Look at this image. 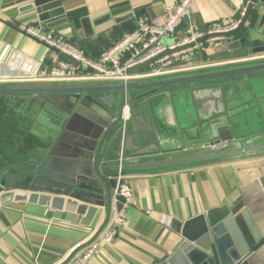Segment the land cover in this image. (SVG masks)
<instances>
[{"label":"crops","instance_id":"0c3cea01","mask_svg":"<svg viewBox=\"0 0 264 264\" xmlns=\"http://www.w3.org/2000/svg\"><path fill=\"white\" fill-rule=\"evenodd\" d=\"M180 1L60 0L59 7L43 13L42 22L35 9H29V2L0 0V64L5 73L7 66L15 65L20 74L31 73L37 64L48 69L53 66L46 46L25 33L31 27H39L66 46L97 60L113 39L118 40L122 31L134 29L139 21L161 26L165 10ZM248 5L249 0H192L176 40L193 31L230 24ZM248 20L254 37L262 40L264 6L255 5ZM172 40L164 38L161 44L167 46ZM249 56L253 55L244 50H228L220 40L203 42L192 53L194 63L212 64L195 73L255 62H237ZM220 84L221 91L209 88L193 96L189 91L182 92L189 86H179L141 100L147 104L141 105L139 111L125 113L130 124L129 147L152 151L154 135L161 134L173 136L167 144L169 148L193 147L211 137L210 129L231 125L232 134L241 135L264 127V72ZM4 98L9 107H17L15 115L22 116V144L8 154L0 168L44 158L67 116L35 96ZM115 176L110 172L107 178ZM125 183L132 193L124 208L128 219L115 240L103 245L87 264H154L171 257L181 243L184 222L222 208L230 212L238 209L232 215L234 223L225 227L232 242L227 246V257L231 259L228 251L235 249L245 253L238 264H264V244L255 243L251 235L264 237V155L127 172ZM0 213V264H61L104 220L103 214L95 215L87 227L81 224L83 216L75 212L27 202H10L0 208ZM74 258L68 264H74ZM183 262L179 259L177 264Z\"/></svg>","mask_w":264,"mask_h":264},{"label":"water","instance_id":"95a60500","mask_svg":"<svg viewBox=\"0 0 264 264\" xmlns=\"http://www.w3.org/2000/svg\"><path fill=\"white\" fill-rule=\"evenodd\" d=\"M29 9H35L44 22L49 8L60 6V0H23ZM257 4L252 0L237 27L226 33L206 35L184 47L167 50L155 58L131 69V73L144 71L159 59L189 49L208 40L220 39L228 50H244L248 55L264 53V37H254L249 16ZM136 25V23H135ZM134 25V26H135ZM125 34L122 31L121 36ZM120 36V37H121ZM119 37V38H120ZM117 39H113L114 44ZM60 59L83 71L73 59L60 55ZM88 72L94 73L91 69ZM264 72V61L232 67L207 70L202 73H181L162 78L122 82L76 83H24L0 85V96L17 98L35 96L66 115V122L53 148L41 159L6 168L0 172V208L15 203L38 204L51 209L64 208L80 216L83 226H90L95 215H104L98 229L90 231L86 241L78 245L61 264H68L75 255L89 245L104 229L112 206L121 210V203L113 201L115 179L110 172H148L169 168H183L228 159L264 155V127L241 135L232 134L231 125L224 129H210L211 137L189 147L169 148L172 135L153 137V150L149 152L129 147L130 124L125 113L139 111L147 99L164 90L189 86L182 92L218 89L222 81H235L242 76ZM140 93V94H137ZM141 101V102H140ZM139 102V103H138ZM173 141V140H172ZM65 199V201H63ZM226 209H213L186 221L181 226V243L176 252L154 264H238L245 253L226 249L232 245L225 227L231 226L232 215ZM1 215V213H0ZM255 243L264 244V237L251 234Z\"/></svg>","mask_w":264,"mask_h":264},{"label":"built area","instance_id":"2783aa9c","mask_svg":"<svg viewBox=\"0 0 264 264\" xmlns=\"http://www.w3.org/2000/svg\"><path fill=\"white\" fill-rule=\"evenodd\" d=\"M191 1L182 0L176 5L168 7L165 10L161 26L153 25L147 21H139L134 29L125 33L114 44L107 47L97 60L89 59L83 53L66 46L59 39L46 34L39 27L27 28L25 33L46 46L51 52L50 59L53 66L48 69L42 64H37L31 73L20 74L15 65L7 66L5 73L0 64V85L76 82L128 83L181 73H193L210 68L212 64L193 62L192 53L199 45L197 44L189 49L159 59L144 71L131 73L132 68L155 58L167 50L171 51L195 43L206 35L226 33L235 29L245 12L243 10L240 18L230 24L211 27L202 32L193 31L191 34L176 40L179 25L188 18ZM251 1L249 0V3ZM164 38L173 40L165 46L161 44V40ZM214 40L220 39L208 40V42ZM60 55H65L78 62L83 71H78L77 68L60 59ZM247 61H264V54L237 60V62ZM87 69H91L94 73L88 72ZM131 195V189L125 183V174L118 172L115 176L113 201L121 203L122 208L119 211L114 208V212L109 217L104 229L89 245L77 253L74 264H87L103 245H110L115 240L118 230L128 219L124 208L127 207Z\"/></svg>","mask_w":264,"mask_h":264},{"label":"rangeland","instance_id":"374dc122","mask_svg":"<svg viewBox=\"0 0 264 264\" xmlns=\"http://www.w3.org/2000/svg\"><path fill=\"white\" fill-rule=\"evenodd\" d=\"M8 104L10 103L6 100H0V130L7 133L9 139H11L9 141L5 139V137L2 138L0 136V166L6 163L5 161L8 158V154L15 152L22 144V129L19 130V124L22 123L19 122V120H22V116L15 115V113H17V107L12 108L9 107L10 105ZM9 120L10 122H8ZM12 125H15V128Z\"/></svg>","mask_w":264,"mask_h":264},{"label":"trees","instance_id":"16d2710c","mask_svg":"<svg viewBox=\"0 0 264 264\" xmlns=\"http://www.w3.org/2000/svg\"><path fill=\"white\" fill-rule=\"evenodd\" d=\"M132 30V29H131ZM131 30H129V31H131ZM0 100H5V98H4V96H0ZM8 122H10V121H8ZM15 126V125H14ZM5 129H7V128H5ZM12 131H14V130H12ZM11 131V132H12ZM0 136L2 137V138H4L5 137V139H7V140H11V139H9V137H8V135H7V133H5L3 130H0Z\"/></svg>","mask_w":264,"mask_h":264},{"label":"flooded vegetation","instance_id":"af4514ba","mask_svg":"<svg viewBox=\"0 0 264 264\" xmlns=\"http://www.w3.org/2000/svg\"><path fill=\"white\" fill-rule=\"evenodd\" d=\"M18 166H19V165H18ZM13 167H14V166H13ZM6 168H10V167H6ZM6 168H4V169H6ZM4 169H1L0 172H1L2 170H4Z\"/></svg>","mask_w":264,"mask_h":264}]
</instances>
